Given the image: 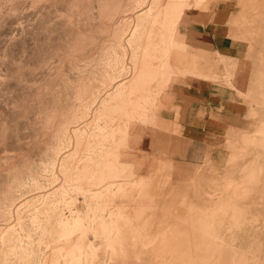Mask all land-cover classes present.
I'll return each mask as SVG.
<instances>
[{"label": "rangeland", "instance_id": "obj_1", "mask_svg": "<svg viewBox=\"0 0 264 264\" xmlns=\"http://www.w3.org/2000/svg\"><path fill=\"white\" fill-rule=\"evenodd\" d=\"M0 264H264V0H0Z\"/></svg>", "mask_w": 264, "mask_h": 264}, {"label": "crops", "instance_id": "obj_2", "mask_svg": "<svg viewBox=\"0 0 264 264\" xmlns=\"http://www.w3.org/2000/svg\"><path fill=\"white\" fill-rule=\"evenodd\" d=\"M202 32V34L204 35V36H206V34H205V32L204 31H201ZM207 35H209V34H207ZM209 40H211V37H210V39ZM206 41H208V40H206ZM206 41H202L203 43V45H204V47L203 48H205V50H207V51H210V52H212V46L211 47H209V46H207V42ZM227 42V41H226ZM227 45V44H226ZM231 48H233V45L231 44V46H230ZM207 48V49H206ZM231 48H229L230 50H231ZM213 51H218L219 52V50H214L213 49ZM221 53V52H220ZM222 54H224V55H228V56H230V57H239L238 56V54H236V55H233V54H231L230 55V53H227V52H223ZM212 84L211 83H208V84H199V86H201V87H203V89L204 90H210V86H211ZM205 97L207 96L206 94L204 95ZM203 95H201V94H194V95H187L186 97H185V99H187L186 101V103L185 104H187V105H195L196 106V111H198V109L199 108H201V107H204V106H202V105H204V97ZM185 99H184V101H185ZM183 101V102H184ZM238 102V101H237ZM210 103V102H209ZM191 111V110H190ZM194 113H196V112H194ZM194 116H196V114L194 115Z\"/></svg>", "mask_w": 264, "mask_h": 264}]
</instances>
